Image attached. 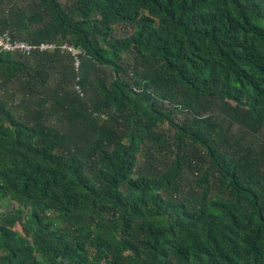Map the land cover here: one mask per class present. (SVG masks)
Instances as JSON below:
<instances>
[{
  "label": "trees",
  "instance_id": "1",
  "mask_svg": "<svg viewBox=\"0 0 264 264\" xmlns=\"http://www.w3.org/2000/svg\"><path fill=\"white\" fill-rule=\"evenodd\" d=\"M6 32L83 53L0 50V264H264V0H0Z\"/></svg>",
  "mask_w": 264,
  "mask_h": 264
},
{
  "label": "built area",
  "instance_id": "2",
  "mask_svg": "<svg viewBox=\"0 0 264 264\" xmlns=\"http://www.w3.org/2000/svg\"><path fill=\"white\" fill-rule=\"evenodd\" d=\"M0 50L6 52H20L27 55H31L36 51H61L62 53L68 52L71 53L75 59L77 71L80 70L82 65L81 54L83 53V50L69 41L62 42L53 40L34 43L28 40L15 39L10 33L6 32L0 34ZM77 89L82 92L83 89L81 84H77Z\"/></svg>",
  "mask_w": 264,
  "mask_h": 264
},
{
  "label": "rangeland",
  "instance_id": "3",
  "mask_svg": "<svg viewBox=\"0 0 264 264\" xmlns=\"http://www.w3.org/2000/svg\"><path fill=\"white\" fill-rule=\"evenodd\" d=\"M62 2L66 0H61ZM19 209L18 205L10 203L8 201L0 203V224H4L12 228L14 231H18L24 235H28L27 228L24 227V223L19 220V213L16 211ZM24 209L22 210V212ZM15 215V216H13ZM10 216V218H7Z\"/></svg>",
  "mask_w": 264,
  "mask_h": 264
}]
</instances>
